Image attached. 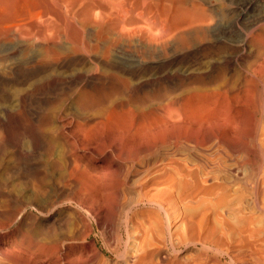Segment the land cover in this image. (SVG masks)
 Masks as SVG:
<instances>
[{"label":"rangeland","instance_id":"374dc122","mask_svg":"<svg viewBox=\"0 0 264 264\" xmlns=\"http://www.w3.org/2000/svg\"><path fill=\"white\" fill-rule=\"evenodd\" d=\"M248 1L253 8L242 16ZM206 6L227 28L224 43L244 44V50L237 48L235 52L238 62L224 66L222 77L231 79L235 89L241 90L242 118L258 108L262 131L258 141L264 148V93L249 83L254 73L264 71V0H207ZM73 24H77L75 19L59 0H0V110L9 112L0 115V264H264V179L253 192L235 185L233 190L243 195L237 201L221 204L213 197L201 199L203 194L196 193L191 201L169 203L164 196L165 185H145L153 175L164 172L167 162H158L150 175L140 173L123 182L125 195L119 204L110 197L92 201L83 193L85 188L91 194L109 191L118 182L114 175L117 163L105 164L109 162V140L102 136V128L89 131L78 127L82 121L77 105L63 99L50 103L56 95L45 83L47 63L31 59L32 46L41 44L32 45L27 39L41 28L50 30V35L53 27H64L71 42L69 27ZM251 33L260 36L248 39ZM48 41L52 43L53 37ZM229 53L227 48L223 55L228 57ZM170 58L161 55L147 62L167 63ZM67 62L56 64L60 73L74 72V67H66ZM22 89H30L32 95L19 106L16 93ZM108 104L94 106L88 114L103 110L106 123H127L137 115L133 107L118 112ZM33 109L45 122L41 129L37 128L36 116L32 117ZM47 126L53 130L48 131ZM57 128V136L64 137V143H74L69 151L83 166L81 194L71 191L60 158L62 149L58 143L51 144ZM58 142L63 140L58 138ZM213 145L209 146L210 153L218 149ZM217 153L223 156L219 150ZM176 159L181 161L184 156ZM227 160L235 165L239 157ZM259 164L256 178L264 174ZM239 170L241 177L250 172L246 166ZM185 188L181 191L197 192L194 187ZM39 191L45 193L44 199L35 198ZM90 207L95 208L94 213ZM186 210H192L190 217Z\"/></svg>","mask_w":264,"mask_h":264},{"label":"bare ground","instance_id":"6f19581e","mask_svg":"<svg viewBox=\"0 0 264 264\" xmlns=\"http://www.w3.org/2000/svg\"><path fill=\"white\" fill-rule=\"evenodd\" d=\"M59 1L77 23L69 27L71 42L67 41L64 27H53L50 35L47 34L50 30L41 28L27 35V39L32 45L41 44L32 46L31 59L36 63H47L49 73L45 83L52 94L59 97H54L50 103L63 99L77 105L82 121L78 127L89 131L102 128V136L109 140V162L105 164L117 163L114 175L118 182L109 191L99 194H91L85 188V195L92 201L110 197L119 204L125 195L123 182L140 173L150 175L158 162H167L163 165L164 172L153 175L145 185H165L164 196L169 203L191 201L196 193L203 194L201 199L213 197L221 204L237 201L243 197L239 190H233L238 184L254 191L264 179V174L256 178L255 172L259 163L261 168L264 167V148L258 141L262 133L261 119L256 116L258 108L247 111V118H242L241 90L235 89L231 79L222 77L224 66L238 62L235 52L237 48L244 50V44L224 43L223 34L227 28L219 23L213 10L207 8V0ZM248 2L244 3L246 9L242 16L253 8L251 1ZM258 36L251 33L248 39L255 40ZM49 37H53L52 43H49ZM227 48L231 53L225 57ZM192 49L193 54L190 53ZM161 55L172 58L167 63L147 62ZM62 60L68 61L66 67H74V72L60 73L56 64ZM171 67L174 69L165 71ZM249 83L260 87L264 93V71L254 73ZM29 90L17 91L19 106L29 100L32 95ZM102 103H109L118 112L133 107L137 115L127 123H106L102 117L105 111L88 114L90 109ZM1 113L3 116L9 114L6 109ZM32 117L37 119L38 129L45 126L34 109ZM47 129L53 130L51 126ZM58 129L53 132L56 135L51 144L58 143L62 149L60 158L71 191L81 194L83 166L69 151L74 143H64V137L57 136ZM58 138L63 142L59 143ZM212 144L223 156L216 151L210 153ZM234 155L239 160L235 165L228 164L227 158ZM177 156H184V159L180 161ZM128 163L132 165L126 167ZM56 165L62 167L61 162ZM242 166L250 170L246 177L240 176ZM202 182L211 183L203 185ZM181 187H194L197 192L187 193L181 191ZM35 194L37 199L46 196L41 191ZM158 208L164 211L162 207ZM94 209L90 207L89 211L94 213ZM191 212L186 210V215L190 217ZM165 213L169 219V211Z\"/></svg>","mask_w":264,"mask_h":264}]
</instances>
